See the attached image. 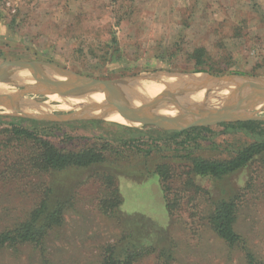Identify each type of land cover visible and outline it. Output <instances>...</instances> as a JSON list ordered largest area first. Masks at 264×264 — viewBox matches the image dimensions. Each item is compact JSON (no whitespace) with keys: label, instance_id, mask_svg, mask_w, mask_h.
Returning <instances> with one entry per match:
<instances>
[{"label":"rangeland","instance_id":"1","mask_svg":"<svg viewBox=\"0 0 264 264\" xmlns=\"http://www.w3.org/2000/svg\"><path fill=\"white\" fill-rule=\"evenodd\" d=\"M9 62L50 63L102 81L136 78L135 88L150 95L161 88L143 85L152 77L176 89L199 82L196 76L264 78V0H0V63ZM23 90L0 91V231L24 221L43 199L46 213L61 207L62 223L47 230L42 248H1L0 264H103L104 247L121 254L127 244L143 251L134 264H249L242 245L226 244L209 221L215 203L228 200L246 249L264 264V162L220 179L190 172L196 156L228 158L247 141L242 133L221 124L191 127L186 130H209L191 141L192 135L169 137L185 130L162 129L178 127L155 116L122 114L161 128L131 126L122 115L74 119L77 99L38 93L22 98L47 102L50 115L5 112L12 92ZM96 97L80 99L100 104L89 100ZM172 99L188 109L196 98ZM251 114L263 118L264 109ZM21 119L23 128L56 148L93 146L104 161L39 172V144L18 137L8 124Z\"/></svg>","mask_w":264,"mask_h":264},{"label":"water","instance_id":"2","mask_svg":"<svg viewBox=\"0 0 264 264\" xmlns=\"http://www.w3.org/2000/svg\"><path fill=\"white\" fill-rule=\"evenodd\" d=\"M190 76L195 77L196 75ZM196 77H198L199 82L185 84V86L177 90L163 89L155 95L147 96L143 95L139 88H135L134 80L136 78L126 83L120 81L111 82L78 76L50 63H0V85L23 88L24 90L21 92H12L19 98L24 97L28 93H38L47 96L55 95L65 100H79L89 94L102 95L103 101L100 104H72L71 108L75 110L74 119L109 121V117L115 114L122 115L127 111L145 113L157 111L163 114H171L175 119L183 122V126L178 129L162 128L175 131H182L191 127H209L223 123L264 121V117H255L252 114L245 117L236 116L240 112L247 110H262L253 108L256 107L257 103L264 102V78ZM245 79H255L257 83L255 85L247 84L243 82ZM204 83L224 84L228 87L237 88L240 92L215 114H198L186 111L173 101V97H182L195 90L196 86ZM116 92H120L122 98L116 102L111 101L108 95ZM51 119L48 116L42 120ZM137 124L157 126L156 124L145 122Z\"/></svg>","mask_w":264,"mask_h":264},{"label":"trees","instance_id":"3","mask_svg":"<svg viewBox=\"0 0 264 264\" xmlns=\"http://www.w3.org/2000/svg\"><path fill=\"white\" fill-rule=\"evenodd\" d=\"M19 121L17 123L16 121L9 122L8 124L18 137L31 139L39 144L42 150L34 159L38 166L36 170L39 172L64 171L69 168L82 169L104 161V155L96 147H85L79 150L58 149L34 132L23 128L20 123L26 120L21 119ZM34 123L36 122L34 121ZM49 124L54 125L53 123ZM220 126L225 131L242 133L247 141L230 152V156L226 159H207L201 156L192 158L190 172L196 176H209L220 179L242 171L254 160L259 159V161L264 162V121L224 123ZM207 131H209L208 128H193L171 133L168 136L176 138L192 135L190 140L196 141L202 138V132ZM194 144H197V142ZM45 190L47 192V189ZM115 205L117 204L113 206ZM47 210V199H43L24 221L17 223L10 229L0 231V249L25 243L42 248L47 230L62 223L60 206H57L50 213H46ZM209 221L221 240L229 246L242 245L248 263L256 264L254 256L246 249V242L235 229V205L232 201L216 202ZM104 248L103 264H134L136 259L143 254L142 250H136L135 245L129 244L123 248L121 254H116L113 246Z\"/></svg>","mask_w":264,"mask_h":264},{"label":"bare ground","instance_id":"4","mask_svg":"<svg viewBox=\"0 0 264 264\" xmlns=\"http://www.w3.org/2000/svg\"><path fill=\"white\" fill-rule=\"evenodd\" d=\"M150 79H152L151 83L143 84L150 91L156 89V87L158 85H161V88L158 90L159 92L162 91L163 89H167V88L174 89V90L178 89V88L176 89V88L168 87L166 85L167 84L166 80H162V79L155 78V77H152ZM255 81L256 80H254V81L253 80H248V81L243 80V82H245L247 84H252V85L256 84ZM203 85L204 86H202L198 91L193 90L192 92H189L182 97H175V99L179 98V99L183 100L184 102H188V100L190 98H192V96L196 98L195 102L190 104L188 109H184V110L190 111L193 113H198V114H215L224 105H226L228 102L233 100L240 92V90L237 88L228 87L224 84H219V83H216V84L204 83ZM213 85H219V88H213ZM183 86H185V85H183ZM4 87H6V86L0 85V91ZM179 88H181V87H179ZM141 93L144 95H147V96L155 95V94L150 95L149 93L144 92V90H142ZM203 93L207 94V96H205L204 98L202 97ZM12 95H14L13 96L14 99L13 100L9 99L10 100L9 104H6L8 106L4 107L6 110L5 112L11 113V114H16V115H21V116H31V117L38 116V115H46V116L50 115V114H48V107H50V106L48 105L47 102H44L43 104L35 103L34 101H32L30 99L19 98L15 94H12ZM1 98L2 97L0 96V100H1ZM96 98L97 99H95V101H94V99H89V100L91 102H102L103 101L102 95H101V97H96ZM108 98L110 100L113 99V100L118 101L122 98V94L120 92L112 93V94L108 95ZM77 101L79 103L86 104L85 101H83L82 99H79ZM255 106L256 107H254L253 109H264V102L257 103ZM127 112H129V113H127ZM127 112H126L127 114H131V113H134L135 115L142 114V115H144V117L146 119H151V117L155 116V117H158L159 119H161V121H164L165 123H167L168 121L176 123L178 128L183 126V122H181L180 120L172 119L173 118L172 116H167V114H163V113H160L157 111H151V112H146V113L145 112H132V111H127ZM127 114L122 115V116L124 118L130 119L131 117H129V116L127 117ZM248 115H251V110L240 112L236 116L245 117ZM113 116H120V115L115 114ZM113 116H111V117H113ZM140 119H142V118H140V117L131 118L130 120L126 121V124H129L131 126L136 125L137 123H139L136 120H140ZM156 123H158V122L156 121Z\"/></svg>","mask_w":264,"mask_h":264}]
</instances>
